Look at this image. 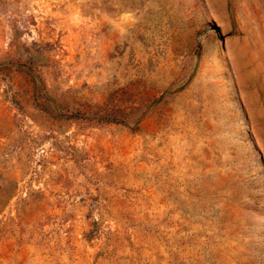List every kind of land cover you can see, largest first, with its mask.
<instances>
[{
  "label": "rangeland",
  "instance_id": "rangeland-1",
  "mask_svg": "<svg viewBox=\"0 0 264 264\" xmlns=\"http://www.w3.org/2000/svg\"><path fill=\"white\" fill-rule=\"evenodd\" d=\"M0 264H264V0H0Z\"/></svg>",
  "mask_w": 264,
  "mask_h": 264
}]
</instances>
